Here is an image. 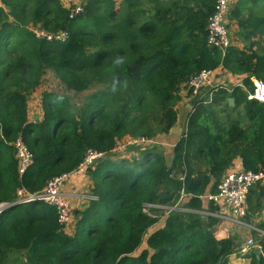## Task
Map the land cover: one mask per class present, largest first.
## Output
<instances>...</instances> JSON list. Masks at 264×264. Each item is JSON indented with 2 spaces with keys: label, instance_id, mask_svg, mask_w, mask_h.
<instances>
[{
  "label": "trees",
  "instance_id": "16d2710c",
  "mask_svg": "<svg viewBox=\"0 0 264 264\" xmlns=\"http://www.w3.org/2000/svg\"><path fill=\"white\" fill-rule=\"evenodd\" d=\"M217 1L85 0L72 17L61 0H0V207L14 205L0 212V264H230L237 238L216 237L223 222L205 214L219 210L206 197L237 159L264 171V103L249 99L254 82L264 83V0L237 1L230 17L246 47L226 52L208 45ZM32 27L68 38L37 37ZM221 68L246 77L243 87L195 103L171 165L155 145L139 158L114 157L125 138L169 135L182 88ZM48 72L65 92L44 93L36 120L29 100ZM92 90L82 104L69 95ZM19 141L33 158L23 175ZM90 150L104 155L91 168L96 199L74 212L73 234L56 208L17 204L21 191L36 195L78 172ZM263 209L259 183L245 221ZM252 236L264 264V235ZM244 257L257 264L253 249Z\"/></svg>",
  "mask_w": 264,
  "mask_h": 264
},
{
  "label": "built area",
  "instance_id": "2783aa9c",
  "mask_svg": "<svg viewBox=\"0 0 264 264\" xmlns=\"http://www.w3.org/2000/svg\"><path fill=\"white\" fill-rule=\"evenodd\" d=\"M235 1L236 0H218L214 12L209 19L208 45L213 48H218L223 52H226L227 49L233 46L227 19L230 14L231 6ZM82 11V6L72 8V17L79 15ZM33 31L37 37H47L49 40L55 38L58 41H66L68 38V34L65 32L54 37L52 35H47L44 31ZM212 74L213 72L204 71L191 80L188 84V90L192 92L193 96L199 95L204 88L208 87L210 89L208 93L210 97L209 102H211L214 92L218 91V89H226L224 86L216 85L214 83ZM254 86V92L249 94V99H255L264 103V83L255 81ZM155 142V140H148L145 138L129 139L128 145L146 148L147 146L155 145ZM16 147L18 150V158L20 160V173L23 175L32 164L33 158L22 142L19 141L16 144ZM103 157L104 155L101 153L92 150L88 151L83 163L78 169V172L83 174L88 172L87 170L92 168ZM69 176L70 175H64L52 180L43 192L36 195H28L21 191L20 200L17 204L42 201L49 206L56 208L59 222L62 226L67 227L71 224L70 221L72 219V207L64 192L65 184L67 183ZM259 183H264V171L259 173L248 172L245 170L229 172L224 177L219 187V192L215 195H209L206 197L208 201L212 202L219 208L218 212L205 214L216 217L221 222L230 224L233 227H247L248 225L245 219L248 216V196L251 189ZM86 199L89 202L90 200L96 199V197L91 194L88 195ZM6 207L7 206H1L0 212ZM152 207L154 206L149 205L145 211L149 212V208ZM255 246V242L252 239L246 243V248L249 250L254 249Z\"/></svg>",
  "mask_w": 264,
  "mask_h": 264
},
{
  "label": "crops",
  "instance_id": "0c3cea01",
  "mask_svg": "<svg viewBox=\"0 0 264 264\" xmlns=\"http://www.w3.org/2000/svg\"><path fill=\"white\" fill-rule=\"evenodd\" d=\"M236 0L233 2L231 6L230 12L234 9V7L237 4ZM231 14V13H230ZM230 14L228 16L227 22L229 26V30L231 33V38L233 42V46H236L240 49H244L246 47L245 43L241 40L239 37V27L237 24V21L234 19H231ZM213 81L216 85H222L224 88H226L229 92H232L233 89L237 86L243 87V81L246 77L241 75H233L229 73L228 71L224 69H219L212 74ZM210 89L204 88L199 95L197 96H190L188 95V90L184 86L181 90V102L178 104L177 109L179 113L178 117V123L173 128L171 133L167 136L159 137L157 140H155V146H158L161 148V150L165 153V156L167 157L168 164L171 165L174 157V148L177 144V142L182 137L186 125L189 113L192 111L195 103L204 95L208 94ZM42 106V105H41ZM36 118H41L39 115ZM244 170L242 161L240 159H237L233 165V167L229 170L230 172L235 171H242ZM264 184V183H263ZM89 185H92L91 177L89 178L87 175L81 173V172H75L69 176V179L67 183L65 184L64 192L67 193L70 196H73L74 194L84 193L86 192V187ZM74 197V196H73ZM77 198V197H76ZM74 200V199H73ZM71 202L72 205V219L71 224H69L66 229L69 230L67 233L73 234L75 231V226H73L74 217L73 212L77 210H83L85 205H87L85 202H78V200H74ZM247 223V227H241L236 226L233 227L230 224L227 223H221L216 228V237L218 239H225L228 237H236V244H237V253L233 254L229 261L230 264H249L250 260L248 258L244 257V254L249 250L246 248V243L249 240H253L254 238L252 236L253 231H257L261 234H264L262 230H260L258 227L259 225L264 223V209L252 217L250 219V223ZM72 227V228H71ZM152 232V231H151ZM255 242V241H254ZM257 247V246H255Z\"/></svg>",
  "mask_w": 264,
  "mask_h": 264
},
{
  "label": "rangeland",
  "instance_id": "374dc122",
  "mask_svg": "<svg viewBox=\"0 0 264 264\" xmlns=\"http://www.w3.org/2000/svg\"><path fill=\"white\" fill-rule=\"evenodd\" d=\"M61 2L65 6H67L69 9H72V8H76L77 6H82L84 4L85 0H61ZM32 29L33 30H37V31H43V29L40 28V27H32ZM94 90H92L91 92L80 94V95H76L74 93H69V95L74 99L75 102H77L78 104H82L84 99H85V97L89 93L94 92ZM51 92L64 93L65 89H64V86L62 85V83L60 82V80L58 79V77L53 72H48L47 75L44 78L42 86L30 97L29 110H30V115H31L32 118L35 119V117H37L38 115L40 117H42V115H43V109H42V106H41V104H42V96H43L44 93H51ZM128 141H129V138H125L121 142H119V145H118L117 149L114 152V157H119V158L120 157H127V158H131V157L132 158H139L140 157L142 151L145 148L144 147H137V146L136 147L135 146H130V145H128ZM155 147H158V146H154V148ZM87 171L88 172H86L84 174L87 175L90 178L91 168L88 169ZM92 189H93V181H92V185H90V187H89V185L86 187V192H84V193L74 194L73 195L74 197L68 195L67 193H65V194L67 195V200L70 201V204H71L73 199L74 200H78V202H85V203L87 202L86 204H88V201H87L86 197L88 195L92 194L91 193ZM86 206L87 205H85V207ZM71 207H72V205H71ZM75 216L76 215L73 212V217L76 219V222H77V218ZM75 219H74L73 223H75ZM161 221H162V219H161ZM73 226H75V224H73ZM65 229H66V227H65ZM67 231H69V230H67ZM146 238L147 237H144L141 249L145 246Z\"/></svg>",
  "mask_w": 264,
  "mask_h": 264
},
{
  "label": "water",
  "instance_id": "95a60500",
  "mask_svg": "<svg viewBox=\"0 0 264 264\" xmlns=\"http://www.w3.org/2000/svg\"><path fill=\"white\" fill-rule=\"evenodd\" d=\"M229 104H230V106L233 107L235 105V100L233 98L229 99ZM37 119L38 118H36V120ZM13 206L14 205L7 206L2 211L7 210V209H9V208H11ZM253 252H254V254H255L256 258H257V264H261V259H262V251H261V248L257 246V247H255L253 249Z\"/></svg>",
  "mask_w": 264,
  "mask_h": 264
}]
</instances>
